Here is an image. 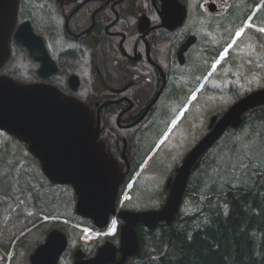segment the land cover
I'll use <instances>...</instances> for the list:
<instances>
[{"label": "flooded vegetation", "instance_id": "af4514ba", "mask_svg": "<svg viewBox=\"0 0 264 264\" xmlns=\"http://www.w3.org/2000/svg\"><path fill=\"white\" fill-rule=\"evenodd\" d=\"M262 29L264 0H18L9 55L0 75L42 84L84 102L98 124L106 157L121 173L115 212L109 216L114 227L101 230L88 244L77 237L66 255L67 264L75 263L76 251L88 259L105 243L115 248L114 258H120L121 212L159 209L165 203L179 169L210 130L207 120L203 132L207 84L215 80L219 67H227L223 59L232 55L234 45L249 35L261 39ZM203 48L213 57L206 66ZM223 50L226 56L221 59ZM230 65L236 70L233 61ZM225 88L237 90L230 83ZM8 136L22 145L30 165L23 173L8 167L0 176V264H44V257L34 255L51 231L67 237L55 262L63 264L71 234L78 232L77 222L98 228L75 212L78 195L73 187L51 181L27 144ZM3 149L0 155L15 153ZM164 150L179 152L173 156ZM155 153L156 166L147 173L155 176L153 185L162 191L151 186L143 194L138 181L148 175L144 167ZM205 153L190 167L179 217L185 215L190 185ZM9 158L17 163L16 156ZM64 200L67 205L72 202L71 214L62 210ZM146 201L159 203L151 208ZM64 217L70 219L68 225Z\"/></svg>", "mask_w": 264, "mask_h": 264}, {"label": "water", "instance_id": "95a60500", "mask_svg": "<svg viewBox=\"0 0 264 264\" xmlns=\"http://www.w3.org/2000/svg\"><path fill=\"white\" fill-rule=\"evenodd\" d=\"M18 0H0V66L9 55L8 41L16 20ZM264 104V87L235 102L205 134L179 169L163 206L158 210L124 211L120 216L121 256L115 259L110 243L97 254L85 259L81 250L75 253L74 264H124L139 252L135 226L152 229L159 222L170 223L178 212L190 167L196 157L211 146L228 127H237L249 108ZM216 119L212 117L210 126ZM0 129L28 145L38 158L43 173L53 182L71 184L77 193L75 211L103 227L115 212L114 199L121 173L105 155L98 141V124L86 104L45 88L42 84H21L7 75H0ZM67 245V237L51 231L36 251L34 259L45 258L44 264H55Z\"/></svg>", "mask_w": 264, "mask_h": 264}, {"label": "trees", "instance_id": "16d2710c", "mask_svg": "<svg viewBox=\"0 0 264 264\" xmlns=\"http://www.w3.org/2000/svg\"><path fill=\"white\" fill-rule=\"evenodd\" d=\"M242 126L247 133L239 134ZM228 134L245 138L229 147L235 156L264 158V105L248 110L241 125L227 129L205 153L190 185L191 213L152 229L138 226L139 252L126 264H264V169L259 176L250 167L228 176L209 153ZM226 177L230 189L216 195Z\"/></svg>", "mask_w": 264, "mask_h": 264}, {"label": "rangeland", "instance_id": "374dc122", "mask_svg": "<svg viewBox=\"0 0 264 264\" xmlns=\"http://www.w3.org/2000/svg\"><path fill=\"white\" fill-rule=\"evenodd\" d=\"M239 36L240 35H238L237 37ZM234 47L235 48L232 52V55L226 59H223L227 67H223V68L219 67L217 70V72L219 73L216 72L217 76L215 80L213 81L211 79L210 82L207 84V89L205 95L203 96V132L210 113L215 114L217 111L220 110L224 111L230 106V104L238 100L239 98L238 96H242L246 94V92L251 91L252 89H256L264 86V35L262 36L261 39H256L252 35H249L246 38V41L245 40L240 41L239 43L235 44ZM205 51L206 49L203 48V61H205L204 66H206L211 59H213V57H209ZM225 56L223 55L221 59L225 58ZM217 58L218 59L220 58V54L217 56ZM231 61H233V63L235 64L236 70H233L231 68V65L228 66L231 63ZM226 83H230L231 86H236L237 90H232L231 88H225ZM207 101H208V105H206ZM247 130H248L247 127H243L241 130H239V134L240 132L245 134L247 133ZM5 134L6 133L0 131V151L1 149L4 148L3 150H11V151L13 150L15 151V153L5 154L6 156L0 155V176L8 169V167L11 166L15 167L17 173H23L27 168V164L30 165L28 160L29 156L26 154L25 151H23L24 148L22 147L21 144L15 142V140L11 139L9 136H5ZM237 134L238 133H235V135L234 134L226 135L224 137V140H222L215 148H213L211 150L212 152H209L210 157L215 158L214 162L219 163L222 169L227 170L226 173L230 174L228 175L230 177L242 173L243 169L245 170L248 167H250V171L253 170L254 172H257L256 176L261 175L264 169V166L262 165L264 163V158L261 157V159H252L253 161H251L250 159L244 156L241 158L235 156L234 152H232V150L231 151L229 150V147L231 145L239 144L242 141L241 140L242 138L245 140V138L241 136L235 139L232 138L233 135L235 137ZM167 142H169L168 139ZM164 152L174 156L179 152V150H164ZM14 156H16V158H14ZM9 157H13L17 163L12 162V159ZM156 157H157V153H155L151 157V159L146 163L143 174L154 170L156 166ZM18 158L20 162L18 161ZM212 169L215 170V168ZM228 179L229 178L227 177L225 179L223 178L221 184L219 185L217 184L218 186L216 185L219 188L214 192L216 195L221 193L222 190L224 191V189L225 190L230 189V187L227 186L225 183L226 180ZM9 180L10 179H8L7 176L4 182L6 183ZM154 182H155V176L153 174L152 175L148 174L147 176L143 175V178H141L138 181L139 192L143 194H147V192L145 191L151 188V186L152 187L154 186V191L155 192L159 191L161 193L162 191L161 188L159 187V185H153ZM2 189L4 190V187H2ZM140 197H142V194H140ZM201 197H203V195ZM147 199H151V198L149 197ZM64 201L65 204L62 205V210L66 214H71L72 202L67 205L66 200ZM146 203L149 204V207H152V206H157L159 202L146 201ZM136 204L137 206H140L142 208L147 207L144 206V204L142 203H136ZM47 205L50 208L49 211H51L54 207L50 205V202ZM191 211L192 208L185 204L182 210V214L186 215L191 213ZM64 221H65L64 224L68 225L66 221H70V219H68V217H64ZM77 225L78 228L76 229L78 230V232L75 231L73 234H71V239L69 241V246L65 254L63 264H67L66 255H68L69 249L72 248V245L76 244L77 237L78 239H80V237L83 234L82 230H80L82 229L81 227L86 226L87 224L81 221L80 219L77 222Z\"/></svg>", "mask_w": 264, "mask_h": 264}, {"label": "bare ground", "instance_id": "6f19581e", "mask_svg": "<svg viewBox=\"0 0 264 264\" xmlns=\"http://www.w3.org/2000/svg\"><path fill=\"white\" fill-rule=\"evenodd\" d=\"M225 52H226V50H223V51L221 52V56H222Z\"/></svg>", "mask_w": 264, "mask_h": 264}, {"label": "snow or ice", "instance_id": "6c2138e0", "mask_svg": "<svg viewBox=\"0 0 264 264\" xmlns=\"http://www.w3.org/2000/svg\"><path fill=\"white\" fill-rule=\"evenodd\" d=\"M262 31H264V29H262ZM237 35H240V33L238 32Z\"/></svg>", "mask_w": 264, "mask_h": 264}]
</instances>
